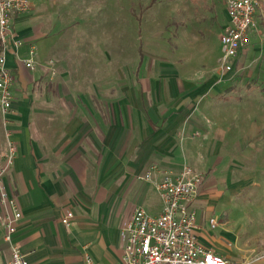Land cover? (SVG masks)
<instances>
[{
    "label": "crops",
    "instance_id": "1",
    "mask_svg": "<svg viewBox=\"0 0 264 264\" xmlns=\"http://www.w3.org/2000/svg\"><path fill=\"white\" fill-rule=\"evenodd\" d=\"M31 2L32 10L14 20L24 44L18 48L12 44L6 52L7 68L16 77L15 113L7 132L17 152L4 175L22 210L15 241L29 264H88V258L94 264H118L124 248L123 223L136 208L152 215L164 208L153 183L142 179L151 164L163 171H178L188 164L201 172L203 182L191 203L197 212L198 240L238 264H264V247L243 236L238 205L230 194L248 185L244 176L240 183L234 180L238 157L232 132L236 138H264V114L247 109L237 118L241 105L217 102V75L198 84L186 72L141 71L131 86H118L115 93L86 89L85 102L74 103L68 118L59 114L55 120V108L61 104L45 103L50 90L40 86L50 79L46 61L54 54V42L48 37L51 29L38 17L41 14L33 11L36 2L42 11L45 0ZM224 12L225 30L229 23L225 0ZM31 46L37 50L34 69L24 63ZM208 49L207 59L218 61L220 40ZM141 62L142 58L139 66ZM63 75L74 77L72 72ZM259 76L264 78V73ZM51 91L60 99L65 94L61 87ZM247 92L263 97L264 87L257 84ZM94 94L101 103L93 100ZM249 101L246 97L245 103ZM0 145L1 150L6 148L5 141ZM4 153H0V167ZM258 157H264L262 150ZM69 210L74 218L68 227L62 218ZM4 214L0 204V264H9ZM212 218L217 221L215 228Z\"/></svg>",
    "mask_w": 264,
    "mask_h": 264
},
{
    "label": "rangeland",
    "instance_id": "2",
    "mask_svg": "<svg viewBox=\"0 0 264 264\" xmlns=\"http://www.w3.org/2000/svg\"><path fill=\"white\" fill-rule=\"evenodd\" d=\"M150 1L45 0L42 11H38L36 2L33 11L41 14L38 17L51 29L48 37L54 42V54L46 61L50 79L40 86L50 90L45 103L50 107L61 104L55 108V120L59 114L69 116L74 103H84L86 89L98 93L103 88V93H115L118 86H131L141 71L186 72L198 84L217 75V102L241 105L237 118L247 109L264 114V96L251 97L247 92L257 84L264 87V78L259 76L264 73V0H260L257 11V28L250 33L231 72L222 69L220 59L213 63L205 55L224 32V0H156L149 6ZM69 72L73 78H62ZM58 87L65 92L61 99L51 91ZM70 87L76 96L70 94ZM92 97L101 103L98 94ZM246 97L251 101L245 103ZM53 119L51 116L50 122ZM7 130L0 114V144H6L4 150L0 145L1 152L8 148ZM232 135L238 157L234 180L240 183L245 177L248 184L244 190L230 193L241 216L238 225H243V236L249 243L264 247V157H258V151L264 153V138ZM250 174L257 178L248 180Z\"/></svg>",
    "mask_w": 264,
    "mask_h": 264
},
{
    "label": "built area",
    "instance_id": "3",
    "mask_svg": "<svg viewBox=\"0 0 264 264\" xmlns=\"http://www.w3.org/2000/svg\"><path fill=\"white\" fill-rule=\"evenodd\" d=\"M229 23L220 38L222 55L220 65L225 72L234 70L236 60L249 42L250 33L257 28V11L260 0H225ZM31 0H0V113L5 126L15 113L14 74L7 68L6 52L10 45L24 44L14 28L17 16L32 10ZM24 63L30 69L37 66V50L31 46ZM8 136V148L0 167V204L4 208V240L11 250L9 264H29L26 255L15 241V234L23 217L18 200L11 195L4 175L11 168L17 144ZM142 179L153 183L164 202L159 215L144 208H136L121 228L124 241L123 255L118 264H238L218 255L200 242L196 235L197 212L191 203L197 197L203 174L185 164L178 171H163L151 164ZM74 212L69 210L62 218L70 226ZM217 226L215 218L210 220ZM88 264H94L91 258ZM246 264V263H241Z\"/></svg>",
    "mask_w": 264,
    "mask_h": 264
},
{
    "label": "trees",
    "instance_id": "4",
    "mask_svg": "<svg viewBox=\"0 0 264 264\" xmlns=\"http://www.w3.org/2000/svg\"><path fill=\"white\" fill-rule=\"evenodd\" d=\"M156 2V0H151L149 6L153 5Z\"/></svg>",
    "mask_w": 264,
    "mask_h": 264
}]
</instances>
